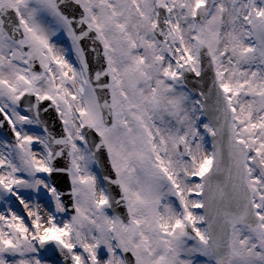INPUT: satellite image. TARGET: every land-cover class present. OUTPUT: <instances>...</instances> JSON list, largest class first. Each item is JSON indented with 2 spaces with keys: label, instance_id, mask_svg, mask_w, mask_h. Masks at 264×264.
Masks as SVG:
<instances>
[{
  "label": "snow or ice",
  "instance_id": "6c2138e0",
  "mask_svg": "<svg viewBox=\"0 0 264 264\" xmlns=\"http://www.w3.org/2000/svg\"><path fill=\"white\" fill-rule=\"evenodd\" d=\"M0 264H264V0H0Z\"/></svg>",
  "mask_w": 264,
  "mask_h": 264
}]
</instances>
